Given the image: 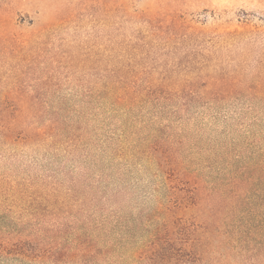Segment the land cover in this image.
Here are the masks:
<instances>
[{
    "label": "trees",
    "instance_id": "obj_1",
    "mask_svg": "<svg viewBox=\"0 0 264 264\" xmlns=\"http://www.w3.org/2000/svg\"><path fill=\"white\" fill-rule=\"evenodd\" d=\"M129 5L115 6L103 98L0 97L6 167L39 155L88 165L73 177L0 172V264H264V100L230 99L241 68L207 71L218 57L181 48V16L122 21ZM200 109L229 111L206 141L184 129ZM134 174L146 203L131 199Z\"/></svg>",
    "mask_w": 264,
    "mask_h": 264
},
{
    "label": "rangeland",
    "instance_id": "obj_2",
    "mask_svg": "<svg viewBox=\"0 0 264 264\" xmlns=\"http://www.w3.org/2000/svg\"><path fill=\"white\" fill-rule=\"evenodd\" d=\"M125 1L130 5L122 21L147 10L148 17L159 15L163 23L181 16L187 23L181 48L198 56L218 57L209 68L205 66L207 71L241 68L244 89L230 99L264 100V0ZM116 3L0 0V89L5 91L0 97L14 99L22 93L21 97L81 104L103 98L102 89L111 86L113 80ZM7 43L11 46L5 47ZM30 91L32 94H25ZM205 97L209 99V95ZM227 111L223 109L226 115L213 119L211 109L195 110L184 129L190 128L186 131L195 140L216 137L227 127ZM76 160L52 162L39 155L35 162L20 161L8 167L0 160V172L9 171L23 179L61 170L71 171L73 177L88 167L83 160ZM142 176L134 174L128 181L134 204L146 201L144 189L138 186Z\"/></svg>",
    "mask_w": 264,
    "mask_h": 264
}]
</instances>
